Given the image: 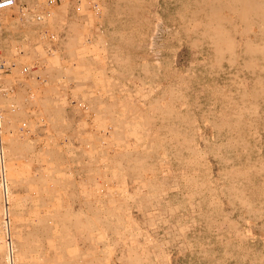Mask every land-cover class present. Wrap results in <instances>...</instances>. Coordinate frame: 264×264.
Listing matches in <instances>:
<instances>
[{
    "label": "rangeland",
    "instance_id": "1",
    "mask_svg": "<svg viewBox=\"0 0 264 264\" xmlns=\"http://www.w3.org/2000/svg\"><path fill=\"white\" fill-rule=\"evenodd\" d=\"M16 2L0 264H264V0Z\"/></svg>",
    "mask_w": 264,
    "mask_h": 264
},
{
    "label": "built area",
    "instance_id": "2",
    "mask_svg": "<svg viewBox=\"0 0 264 264\" xmlns=\"http://www.w3.org/2000/svg\"><path fill=\"white\" fill-rule=\"evenodd\" d=\"M61 0H46L47 6L58 5ZM72 5L78 9L81 0H71ZM17 5L16 0H0V32L3 28V13L12 10ZM19 10L21 15L24 17L25 15H31L34 20L38 22H43L44 17L47 11L44 8H40L42 10H33L29 5L21 3L19 4ZM41 33V32H40ZM15 63L7 61L1 51L0 48V188L3 196L4 205H8V187H7V179H6V169H5V150H4V142H3V133H4V114L2 109V92L5 89L4 86V76L10 74L12 69L14 68ZM24 71L27 69L24 68Z\"/></svg>",
    "mask_w": 264,
    "mask_h": 264
},
{
    "label": "crops",
    "instance_id": "3",
    "mask_svg": "<svg viewBox=\"0 0 264 264\" xmlns=\"http://www.w3.org/2000/svg\"><path fill=\"white\" fill-rule=\"evenodd\" d=\"M11 10H8L6 12L3 13V28L0 32V42H2V40L6 39L8 40L9 38V33H10V25L13 22V16H11L12 14H10ZM15 18V17H14Z\"/></svg>",
    "mask_w": 264,
    "mask_h": 264
},
{
    "label": "bare ground",
    "instance_id": "4",
    "mask_svg": "<svg viewBox=\"0 0 264 264\" xmlns=\"http://www.w3.org/2000/svg\"><path fill=\"white\" fill-rule=\"evenodd\" d=\"M2 199H3V198H2ZM2 206H3V204H2ZM3 211H4V209H3ZM3 215L5 216V214H3ZM4 216H3V217H4ZM1 217H2V216H1ZM2 220H3V219H2ZM3 221H4V220H3ZM7 224H8V223H7ZM4 225H5V224H4ZM6 237H7V236H6Z\"/></svg>",
    "mask_w": 264,
    "mask_h": 264
}]
</instances>
